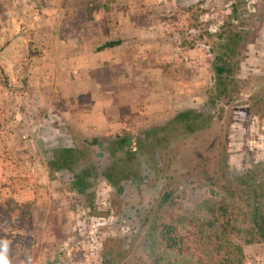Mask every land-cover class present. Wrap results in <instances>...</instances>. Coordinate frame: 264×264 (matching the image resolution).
<instances>
[{
  "label": "rangeland",
  "instance_id": "obj_1",
  "mask_svg": "<svg viewBox=\"0 0 264 264\" xmlns=\"http://www.w3.org/2000/svg\"><path fill=\"white\" fill-rule=\"evenodd\" d=\"M231 8L230 23L247 34L238 93L223 107L231 124L211 126L196 150L176 140L172 153L183 169L221 143L228 169L240 173L264 160V117L255 113L264 106V0H0V255L11 264H101L103 246L115 242L116 264L135 262L138 218L157 189L125 182L115 199L99 181L92 207L108 214L89 216L70 175L47 174L46 151L96 138L102 169L109 139L178 111L209 112L210 36ZM107 41L120 44L110 55L95 50ZM193 194L208 191L187 192L184 208ZM241 264H264L262 245H241Z\"/></svg>",
  "mask_w": 264,
  "mask_h": 264
},
{
  "label": "trees",
  "instance_id": "obj_2",
  "mask_svg": "<svg viewBox=\"0 0 264 264\" xmlns=\"http://www.w3.org/2000/svg\"><path fill=\"white\" fill-rule=\"evenodd\" d=\"M234 14L231 8L229 21L210 36L213 83L205 97L211 112L178 111L134 137L109 139L112 155L102 169L95 158V147L100 143L96 138L46 151L47 174L67 172L71 177L69 189L87 204L89 216L108 214L92 207L99 181L111 189L115 199L125 182L137 181L157 189L149 208L138 218L140 237L135 242L139 252L133 264H241V245L250 244H261L264 253V160L244 172H230L223 144L219 143L215 154L199 155L184 163L183 169L173 168V164H180L172 153L176 140L196 150L198 145L193 143L211 126L225 131L231 124L223 119V107L229 106L238 93L236 74L247 38L230 23ZM119 44L107 41L95 50ZM255 113L264 117V106L256 107ZM143 162L151 164L146 174ZM200 185L206 187L208 196L193 194L184 208L187 192ZM115 249V242L103 246L101 264H116L121 259ZM3 257L11 264V255Z\"/></svg>",
  "mask_w": 264,
  "mask_h": 264
},
{
  "label": "crops",
  "instance_id": "obj_3",
  "mask_svg": "<svg viewBox=\"0 0 264 264\" xmlns=\"http://www.w3.org/2000/svg\"><path fill=\"white\" fill-rule=\"evenodd\" d=\"M114 50V48H112V49H108V50H105V51H108V53H109V55H110V53H112V51ZM35 129H36V125H35ZM37 129H36V133H35V137H38V134H37ZM15 165H17V164H12V167H14ZM26 165H28V164H26ZM29 167V170H33V165H29L28 166Z\"/></svg>",
  "mask_w": 264,
  "mask_h": 264
},
{
  "label": "clouds",
  "instance_id": "obj_4",
  "mask_svg": "<svg viewBox=\"0 0 264 264\" xmlns=\"http://www.w3.org/2000/svg\"><path fill=\"white\" fill-rule=\"evenodd\" d=\"M0 264H7L6 259L2 255H0Z\"/></svg>",
  "mask_w": 264,
  "mask_h": 264
}]
</instances>
